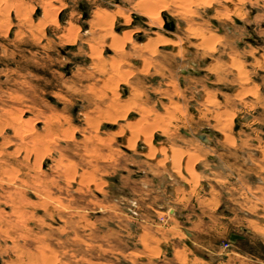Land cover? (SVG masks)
I'll list each match as a JSON object with an SVG mask.
<instances>
[{"label": "rangeland", "instance_id": "obj_1", "mask_svg": "<svg viewBox=\"0 0 264 264\" xmlns=\"http://www.w3.org/2000/svg\"><path fill=\"white\" fill-rule=\"evenodd\" d=\"M0 264H264V0H0Z\"/></svg>", "mask_w": 264, "mask_h": 264}, {"label": "bare ground", "instance_id": "obj_2", "mask_svg": "<svg viewBox=\"0 0 264 264\" xmlns=\"http://www.w3.org/2000/svg\"><path fill=\"white\" fill-rule=\"evenodd\" d=\"M175 1V0H174ZM179 1V0H178ZM182 1V0H181ZM177 6H178V4H177ZM181 6V5H180ZM144 9L146 10V11H148V16H150V17H152L153 16V14H154V12L150 9V7H147V6H144ZM181 11V10H180ZM179 12V11H178ZM95 13V12H94ZM181 13H182V11H181ZM108 14V13H107ZM114 14V13H113ZM116 14V13H115ZM118 14V13H117ZM114 18V16L112 15V17H107V16H104V15H101L100 13H96V17H95V19L97 20V24L99 25V27H102L103 25H107V21L109 20V21H111L112 22V19ZM92 20H93V18H92ZM94 22H95V20H93ZM124 22H126L125 20H124ZM154 21L151 19L150 20V23L151 24H154L153 23ZM157 23L160 25V23H161V20L158 18L157 19ZM94 24V23H93ZM94 25H96V24H94ZM97 25V26H98ZM127 34H128V32L126 31V32H124L123 33V36H127ZM207 37H208V35H207ZM212 37V36H211ZM210 38V37H209ZM117 39V38H116ZM115 39V40H116ZM204 39V38H203ZM117 41V40H116ZM164 41H168V40H164ZM206 41H207V38H206ZM158 42V41H157ZM200 42V41H199ZM113 101V100H112ZM112 106V105H111ZM114 106V105H113ZM115 110V109H114ZM117 110V109H116ZM117 112V111H116ZM110 114H113L112 112L110 113ZM16 120H19V119H16ZM15 122V121H14ZM58 123V122H57ZM61 123V122H60ZM49 126H51V123L49 124ZM56 126V125H55ZM52 127H53V124H52ZM34 128V127H33ZM33 128H31L30 130H32ZM48 128V127H47ZM148 128V127H147ZM50 129H51V127H50ZM58 129V128H57ZM27 130V129H26ZM25 130V131H26ZM29 130V129H28ZM27 130V131H28ZM66 130V129H65ZM55 131H56V128H55ZM54 131V132H55ZM31 132H34V130L33 131H28L27 133H26V139H27V141H28V145H31L30 147H34L35 149H33V150H36V149H42L45 145H46V143L47 142H45V141H47V139L45 140V138L47 137V136H49L51 133L50 132H52V131H49L48 133H46L45 135H43V132H42V134H35V135H33V134H31ZM38 132H40V131H38ZM57 132H58V130H57ZM56 132V133H57ZM60 132V131H59ZM62 132H63V129H62ZM55 133V134H56ZM66 133V132H65ZM24 134V133H23ZM53 134V133H52ZM58 135V134H57ZM19 135H18V133H17V137H18ZM24 136V135H23ZM54 136H56V135H54ZM20 137H21V135H20ZM19 137V138H20ZM51 137H53V136H51ZM53 139V138H52ZM60 139V138H59ZM23 140V139H22ZM149 140H150V138H149ZM148 140V141H149ZM26 141V142H27ZM147 141V140H146ZM143 142H145V141H143ZM29 143H31V144H29ZM146 143V142H145ZM150 145V144H149ZM23 146V145H22ZM148 146V145H147ZM151 146V148H152V145H150ZM149 147V146H148ZM32 148H30V149H32ZM29 149V148H28ZM25 150V149H24ZM151 154V153H150ZM149 154V155H150ZM25 155V154H24ZM29 156V155H28ZM151 156V155H150ZM149 157V156H148ZM23 159V158H22ZM28 159V158H27ZM34 159H35V157H34ZM21 160V159H20ZM35 161V160H34ZM26 163V162H25ZM23 165V164H22ZM24 166V165H23ZM22 167V166H21ZM6 169H7V166L5 167ZM4 168V169H5ZM10 168V167H9ZM4 169H3V171H4ZM14 169V168H13ZM17 171V170H16ZM7 172H8V170H7ZM10 172V171H9ZM66 172V171H65ZM72 172H73V170H72ZM3 173V172H2ZM5 173V172H4ZM67 174H71V171L69 170V171H67L66 172ZM6 174V173H5ZM63 174H64V172H63ZM25 175V174H24ZM66 175V174H65ZM64 175V176H65ZM69 175H67V176H69ZM72 175V174H71ZM2 176V175H1ZM11 176V175H10ZM8 177V176H7ZM5 189V188H4ZM9 193L11 192V190H7ZM41 194V193H40ZM41 259V262L42 263H44V262H46L47 260V258L46 257H41L40 258ZM34 260V259H33ZM33 263V262H32Z\"/></svg>", "mask_w": 264, "mask_h": 264}, {"label": "water", "instance_id": "obj_3", "mask_svg": "<svg viewBox=\"0 0 264 264\" xmlns=\"http://www.w3.org/2000/svg\"><path fill=\"white\" fill-rule=\"evenodd\" d=\"M163 26H164L165 29L173 30L174 29V26H175V23H174L173 20L168 19V15H165L164 16V25ZM183 72H186V70H184ZM236 128H237V124L235 126V129ZM205 133H207V131ZM200 138L203 139V140H205L206 137H205V135H201Z\"/></svg>", "mask_w": 264, "mask_h": 264}, {"label": "crops", "instance_id": "obj_4", "mask_svg": "<svg viewBox=\"0 0 264 264\" xmlns=\"http://www.w3.org/2000/svg\"><path fill=\"white\" fill-rule=\"evenodd\" d=\"M123 24V23H122ZM128 30H131L130 28H128V29H126V31H128ZM67 47H69V48H73V46L72 45H67ZM142 54V53H141ZM237 124V123H236ZM236 124H235V126H236ZM237 128H238V124H237ZM234 129H235V127H234ZM236 130V129H235ZM187 234L190 236V235H192V233L190 232V231H187Z\"/></svg>", "mask_w": 264, "mask_h": 264}]
</instances>
